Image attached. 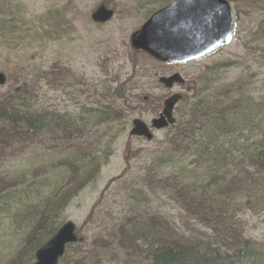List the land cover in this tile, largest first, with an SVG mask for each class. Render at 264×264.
<instances>
[{"label":"rangeland","instance_id":"obj_1","mask_svg":"<svg viewBox=\"0 0 264 264\" xmlns=\"http://www.w3.org/2000/svg\"><path fill=\"white\" fill-rule=\"evenodd\" d=\"M172 1L0 0V73L6 77L0 104L10 105L18 89L23 105L47 115L94 111L72 136L44 134L13 146L0 139V188L10 187L8 201L0 203V264L29 256L33 262L32 242L65 222L74 224L81 240L70 245L60 264L89 253L104 264H141L142 248L134 250L133 241L152 237L154 230L171 234L164 240L210 234L200 223L202 212H186L187 200L203 192L213 197L221 189L197 167V158L172 153L170 143L178 144L177 131L193 112L202 119L197 101L226 107L233 100L240 107L244 100L264 118V0H228L234 20L230 44L196 61L162 64L132 50L128 40ZM100 5L114 16L94 24L91 14ZM173 74L183 84L166 89L159 83ZM172 94L185 98L174 108L175 123L154 131L152 141L128 139L131 122L148 126ZM231 109L225 110L226 124L235 128L244 112ZM203 128L195 126L180 145L200 139ZM254 128L246 129V135L254 133L250 140L258 137ZM251 175L248 169L231 177L244 176L241 189H247L256 178ZM39 182L45 189L34 192L33 186L28 199L14 204L20 184ZM235 204L237 233L264 243V204L255 205L250 194L238 196Z\"/></svg>","mask_w":264,"mask_h":264},{"label":"trees","instance_id":"obj_2","mask_svg":"<svg viewBox=\"0 0 264 264\" xmlns=\"http://www.w3.org/2000/svg\"><path fill=\"white\" fill-rule=\"evenodd\" d=\"M23 97L22 90L14 89L10 96V105L0 104V108H2L0 109V139H10V146L17 144L15 141L18 140L42 138L44 134L61 136L63 133L72 136L71 132L81 131L78 127H83V116L94 112L88 111L72 116L47 115L40 107L23 105L21 102L24 101ZM184 100L185 98L182 99V102ZM238 102L229 100V106L219 107L216 102L214 106H208L207 101L202 103L197 101L198 106L202 105L200 106L203 113H201L202 119L200 120L202 122L197 119V112H193L177 131L178 144L170 143L172 153L188 154L197 158L195 161L197 167L203 169L210 176L211 183L217 189H221L220 194L213 197H207L203 192L202 196L195 195L193 199L187 200L190 209L186 212L196 214L202 212V222H199L204 229L210 231V234L203 232V236L198 235L199 237L193 235L191 238L164 240V237L170 233L154 230L152 237L136 238L133 241L134 250L138 252L139 248H142L144 255L137 256L141 264H264V243L252 242L242 237L241 232L237 233L234 212L235 200L241 195L249 196L250 194L255 199L257 206L264 204V118L257 112V107L254 104H248L243 100L239 107L237 106ZM234 106L244 112L233 124L235 128L232 124H226L225 119L227 114L225 110H232L231 107ZM259 115L262 119L258 124L253 125V123H257L256 118ZM197 125L204 127L200 139L190 145L181 146L180 144L187 140L186 136L193 135L194 127ZM249 125L255 126L254 129L258 136L256 140H250L252 136L254 137V133L245 134ZM248 169L252 171L251 176L256 178L247 182V189H241L244 176L232 178L231 175L244 173ZM250 181L254 182L250 183ZM42 183L20 184L18 197H13V199H17L14 204H20L22 196L28 199L33 186L35 187L34 192L45 189ZM208 187L211 189V184ZM236 189H239L238 192ZM9 195L10 187H1L0 203L8 201ZM56 197L57 195H54V198ZM230 217L234 219L229 221ZM56 230V227H51L45 238L33 241L31 244L32 253L42 245L44 239L52 236ZM136 240H139L140 247L135 243ZM70 247L68 246L67 249ZM89 255L90 253L74 258L71 260V264H104L100 258L95 260ZM32 260V256L20 258L16 264H27Z\"/></svg>","mask_w":264,"mask_h":264},{"label":"water","instance_id":"obj_3","mask_svg":"<svg viewBox=\"0 0 264 264\" xmlns=\"http://www.w3.org/2000/svg\"><path fill=\"white\" fill-rule=\"evenodd\" d=\"M113 11L100 5L91 14L95 24H105L113 18ZM234 34V22L228 0H174L159 9L129 37L132 50L142 52L162 64H183L211 54L221 46L228 45ZM6 78L0 73V86ZM166 89L183 84L178 74L159 78ZM182 96L173 94L162 103L161 112L149 126L134 119L128 138L153 139L152 131L173 125V110ZM80 242L75 226L65 222L34 254L29 264H59L66 248Z\"/></svg>","mask_w":264,"mask_h":264}]
</instances>
